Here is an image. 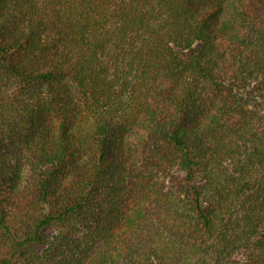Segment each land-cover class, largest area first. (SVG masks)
Listing matches in <instances>:
<instances>
[{
  "label": "trees",
  "instance_id": "obj_1",
  "mask_svg": "<svg viewBox=\"0 0 264 264\" xmlns=\"http://www.w3.org/2000/svg\"><path fill=\"white\" fill-rule=\"evenodd\" d=\"M0 264H264V0H0Z\"/></svg>",
  "mask_w": 264,
  "mask_h": 264
}]
</instances>
